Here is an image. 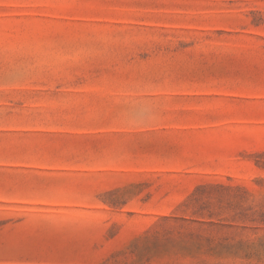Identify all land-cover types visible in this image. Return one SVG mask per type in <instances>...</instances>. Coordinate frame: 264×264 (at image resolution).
<instances>
[{"label":"rangeland","instance_id":"374dc122","mask_svg":"<svg viewBox=\"0 0 264 264\" xmlns=\"http://www.w3.org/2000/svg\"><path fill=\"white\" fill-rule=\"evenodd\" d=\"M0 264H264V0H0Z\"/></svg>","mask_w":264,"mask_h":264}]
</instances>
